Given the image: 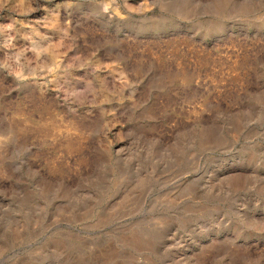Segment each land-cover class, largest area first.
I'll return each instance as SVG.
<instances>
[{"label": "rangeland", "instance_id": "1", "mask_svg": "<svg viewBox=\"0 0 264 264\" xmlns=\"http://www.w3.org/2000/svg\"><path fill=\"white\" fill-rule=\"evenodd\" d=\"M0 264H264V0H0Z\"/></svg>", "mask_w": 264, "mask_h": 264}]
</instances>
